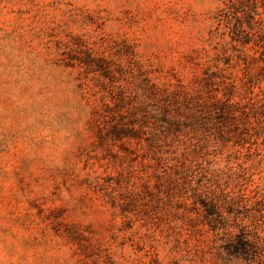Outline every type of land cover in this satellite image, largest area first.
<instances>
[{
	"label": "rangeland",
	"instance_id": "374dc122",
	"mask_svg": "<svg viewBox=\"0 0 264 264\" xmlns=\"http://www.w3.org/2000/svg\"><path fill=\"white\" fill-rule=\"evenodd\" d=\"M244 1L248 26L252 0ZM238 4L0 0V264H249L230 259L229 236L181 204L160 210L157 159L103 141L95 122L125 71L188 82L193 64L238 60L249 39L233 31ZM251 142L210 159L217 190L264 237V133Z\"/></svg>",
	"mask_w": 264,
	"mask_h": 264
},
{
	"label": "trees",
	"instance_id": "16d2710c",
	"mask_svg": "<svg viewBox=\"0 0 264 264\" xmlns=\"http://www.w3.org/2000/svg\"><path fill=\"white\" fill-rule=\"evenodd\" d=\"M245 7L244 0L231 7L238 12L234 33L249 37L241 40L245 57L240 53L226 66L209 63L203 70L193 64L195 73L188 82L138 81L131 70L125 71L124 82L104 92L106 103L96 111L95 122L106 129L103 141H119L122 150H143L157 159L162 169L155 168L157 183L168 182L164 189L158 186L160 210L181 204L185 212L202 217L207 231L229 236L224 251L230 259L252 264L264 258V237L245 224L246 208L217 190L218 169L210 159L217 151L253 145L251 140L257 142L264 133V23L258 0H252L245 26ZM95 61L97 67L105 64ZM246 199L242 193L239 201ZM167 201L173 204L167 206Z\"/></svg>",
	"mask_w": 264,
	"mask_h": 264
}]
</instances>
